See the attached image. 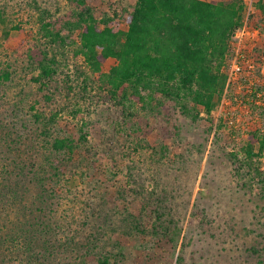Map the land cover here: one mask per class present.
I'll return each instance as SVG.
<instances>
[{"label":"rangeland","instance_id":"1","mask_svg":"<svg viewBox=\"0 0 264 264\" xmlns=\"http://www.w3.org/2000/svg\"><path fill=\"white\" fill-rule=\"evenodd\" d=\"M256 1L244 0L245 22L259 13ZM84 2L108 18L133 0ZM82 7L78 0H0V264H80L83 251L80 260L72 251L82 245L111 256L110 264H264V193L229 158L245 131L264 121L236 99L264 88V19L245 23L232 39L254 67L229 68L212 123L206 114L192 121L171 109L104 103L97 75L81 64L76 70L70 47L49 49L40 29L41 19L62 24ZM51 55L56 71L42 86L33 81L37 59ZM62 139L76 143L80 171L55 148ZM87 206L127 209L146 233L129 236L114 215L106 223L95 215L90 224ZM168 208L177 224L172 238L154 237L153 224H167L161 212ZM98 227L107 233L93 240L88 234Z\"/></svg>","mask_w":264,"mask_h":264},{"label":"trees","instance_id":"2","mask_svg":"<svg viewBox=\"0 0 264 264\" xmlns=\"http://www.w3.org/2000/svg\"><path fill=\"white\" fill-rule=\"evenodd\" d=\"M84 1L78 0L83 7L62 24L61 20L45 22L41 19L40 29L50 42L49 49L62 52L70 47L76 70L81 64L88 72L97 75L104 103L110 101L131 110L140 105L148 112L171 109L192 121L206 114L212 123L229 86V68L242 63L240 54L232 47V39L245 23L257 26L256 23L264 19V0L256 1L259 13L248 14L246 22L243 20L244 0H133L131 6L125 8L114 6L108 18L85 6ZM114 19L121 20L123 27H113ZM75 32L76 39L68 38ZM54 56L53 59H37L35 83L47 86L51 82L56 71ZM109 60L112 65H107ZM238 98L241 99L240 108L247 105L250 116L260 112L264 118V88L261 85L250 94L237 95ZM257 121L259 125L245 131L243 143L237 152L229 154V158L236 164V174L248 176L264 193V121ZM54 146L67 152L72 170L80 171L76 163L78 147L73 140H58ZM63 162L56 161V164ZM55 175L57 177L58 173ZM85 208V219L90 224L95 215L104 220L103 223L114 215L125 224L129 236L135 230L146 233L144 227L132 225L136 220L127 209L118 212ZM161 215H166L167 220L163 221L167 224H153L155 234H152L172 238L171 227L176 229L177 224L169 208ZM155 217L160 219L157 215ZM112 226L114 224L109 229H114ZM89 233L93 240H100L107 231L98 227ZM71 235L72 239L78 238V235ZM24 245L31 246L30 243ZM72 252V255L77 253L79 260L83 256L80 264H86L88 260L92 261L91 264H110L111 256L95 254L94 248L89 246H79ZM22 262L34 264L30 259Z\"/></svg>","mask_w":264,"mask_h":264},{"label":"built area","instance_id":"3","mask_svg":"<svg viewBox=\"0 0 264 264\" xmlns=\"http://www.w3.org/2000/svg\"><path fill=\"white\" fill-rule=\"evenodd\" d=\"M239 32H240V31H238V32L236 33V35H237ZM242 33H243V34L245 33V28H244V30H242ZM234 37H235V36H234ZM239 57L241 58V60H242V62H243L244 64H247V65H248L249 68H253V67H254V66H253V62L250 61L249 58H248L246 55H244V54H240Z\"/></svg>","mask_w":264,"mask_h":264}]
</instances>
